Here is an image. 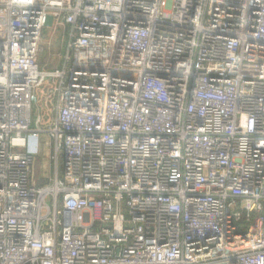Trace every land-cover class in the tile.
Instances as JSON below:
<instances>
[{
  "label": "built area",
  "instance_id": "built-area-1",
  "mask_svg": "<svg viewBox=\"0 0 264 264\" xmlns=\"http://www.w3.org/2000/svg\"><path fill=\"white\" fill-rule=\"evenodd\" d=\"M0 264H264V0H0Z\"/></svg>",
  "mask_w": 264,
  "mask_h": 264
},
{
  "label": "rangeland",
  "instance_id": "rangeland-1",
  "mask_svg": "<svg viewBox=\"0 0 264 264\" xmlns=\"http://www.w3.org/2000/svg\"><path fill=\"white\" fill-rule=\"evenodd\" d=\"M64 27L57 25L53 27L51 17H48L45 30L42 33L41 38V49L38 54V61L40 66L44 70H57L62 69V56L64 55L63 48V38H64ZM44 103L38 104L34 107L32 113V122H35V119L38 114L43 115L44 118L48 117V110L46 111L43 108ZM27 153L33 157L37 154V140L29 138L27 140ZM59 166L61 169L62 161L59 160ZM38 176V175H36ZM40 179V177H39ZM34 182H37V178L33 179ZM33 182V183H34ZM41 182V181H40ZM40 185V184H39Z\"/></svg>",
  "mask_w": 264,
  "mask_h": 264
},
{
  "label": "crops",
  "instance_id": "crops-1",
  "mask_svg": "<svg viewBox=\"0 0 264 264\" xmlns=\"http://www.w3.org/2000/svg\"><path fill=\"white\" fill-rule=\"evenodd\" d=\"M63 30L65 35L63 38V48H64L66 29L64 28ZM29 138L37 140V154L35 155V157L32 156L34 161L32 180L34 178H37L36 183L42 185L47 183L48 180L52 177V165L50 161L52 154L51 142L45 135H41L39 137L29 136Z\"/></svg>",
  "mask_w": 264,
  "mask_h": 264
}]
</instances>
